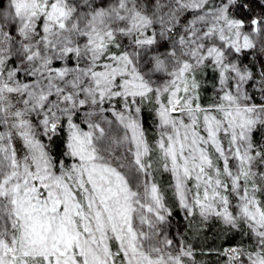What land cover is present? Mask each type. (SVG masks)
<instances>
[{
  "label": "snow or ice",
  "instance_id": "obj_1",
  "mask_svg": "<svg viewBox=\"0 0 264 264\" xmlns=\"http://www.w3.org/2000/svg\"><path fill=\"white\" fill-rule=\"evenodd\" d=\"M190 232L264 264V0H0V264H198Z\"/></svg>",
  "mask_w": 264,
  "mask_h": 264
},
{
  "label": "trees",
  "instance_id": "obj_2",
  "mask_svg": "<svg viewBox=\"0 0 264 264\" xmlns=\"http://www.w3.org/2000/svg\"><path fill=\"white\" fill-rule=\"evenodd\" d=\"M158 179L162 180V181H167L169 179V177L167 176V174H164L163 176H159ZM165 189H167V184H164ZM171 196V191L167 190L166 191V197H170ZM186 239L189 240V242L193 243V245L196 247L197 251H196V258L198 261V264H217V258L215 255H203L200 251L201 247L207 248L209 246H211L212 243H216L219 244L221 243V241H215L213 242L212 240V236L209 234L208 235V244L205 245L203 236L197 238L195 235H193L191 232L188 233V235L186 236ZM231 242V241H230Z\"/></svg>",
  "mask_w": 264,
  "mask_h": 264
}]
</instances>
